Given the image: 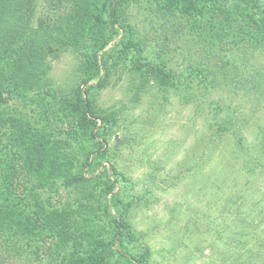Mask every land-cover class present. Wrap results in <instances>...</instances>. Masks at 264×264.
<instances>
[{"label":"rangeland","instance_id":"rangeland-1","mask_svg":"<svg viewBox=\"0 0 264 264\" xmlns=\"http://www.w3.org/2000/svg\"><path fill=\"white\" fill-rule=\"evenodd\" d=\"M71 10V0H36L31 22L33 31L44 29L48 38L51 89L59 99L70 96V102L79 87L97 84H81L80 57L55 50ZM154 12L142 0H130L126 8L146 48L148 58L141 64L155 60L162 48L171 50L178 72L192 61L214 69L221 59L227 86L206 90L200 85L194 89L197 97L185 98L186 90L129 74L136 61L131 55L123 73L94 95L96 106L112 119L111 127L102 129L98 121L93 130L96 136L101 130L104 137L96 140L105 152L96 170L85 168L84 175L107 176L114 183L119 203L113 206L111 194L105 201L114 217L117 210L123 214L134 238L129 250L143 264H264V51L247 56L235 49L209 60L204 47ZM31 104L12 96L4 107L34 126L39 111ZM216 122L238 125L243 148L236 149ZM52 126L61 125L53 120ZM7 144L1 129L0 186L5 178L14 193L26 177ZM58 189L56 204L72 200L76 191ZM0 264L44 263L24 240L0 233Z\"/></svg>","mask_w":264,"mask_h":264},{"label":"trees","instance_id":"trees-1","mask_svg":"<svg viewBox=\"0 0 264 264\" xmlns=\"http://www.w3.org/2000/svg\"><path fill=\"white\" fill-rule=\"evenodd\" d=\"M71 2L72 10L54 40L55 50L80 57L81 84H97L79 87L70 102V96L59 99L51 89L45 65L50 48L46 32L31 29L36 0H0V130L6 135L11 159L26 177L19 192H11L5 178L1 183L0 233L24 240L44 264H143L129 250L134 238L123 214L117 210L114 217L105 201L111 194L113 206L119 203L113 194L114 183L107 176L106 180H93L84 175L85 168L96 170L105 152L96 140L104 137L101 130H97L98 136L93 134L98 121L102 129L111 127L112 115L96 106L94 95L135 58L129 74L153 79L162 87L186 90L185 98L190 99L197 97L194 89L200 85L206 90L225 87L221 79L225 64L219 59L220 66L213 69L192 61L178 72L171 50L163 48L155 60L141 64L148 56L135 36L138 27L125 15L130 0ZM142 3L171 22L179 35L204 47L209 60L235 49L247 56L264 51V5L260 0ZM119 35V41L106 50ZM12 96L38 108L34 126L6 110V97ZM53 120L61 126L51 127ZM223 123L216 122V126L229 134L236 149H242L238 125ZM61 187L76 188L77 193L72 200L56 204L54 195Z\"/></svg>","mask_w":264,"mask_h":264}]
</instances>
